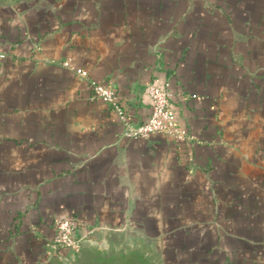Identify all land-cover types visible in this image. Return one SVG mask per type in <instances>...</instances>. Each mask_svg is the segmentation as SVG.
<instances>
[{
    "label": "crops",
    "instance_id": "1",
    "mask_svg": "<svg viewBox=\"0 0 264 264\" xmlns=\"http://www.w3.org/2000/svg\"><path fill=\"white\" fill-rule=\"evenodd\" d=\"M0 54V264H60L62 216L164 264H264V0H10ZM156 80L181 140L92 98L140 123Z\"/></svg>",
    "mask_w": 264,
    "mask_h": 264
},
{
    "label": "built area",
    "instance_id": "2",
    "mask_svg": "<svg viewBox=\"0 0 264 264\" xmlns=\"http://www.w3.org/2000/svg\"><path fill=\"white\" fill-rule=\"evenodd\" d=\"M0 57H4L0 54ZM79 78L86 77L84 70H76ZM92 98L108 104L119 116L122 135L127 138H148L154 133H167L178 140L185 136L176 121V115L170 106L172 92L167 82L154 81L146 85L145 91L150 98L151 112L149 117L140 123H134L129 115L117 104V95L110 85L91 82ZM56 234L52 250L63 249L66 252L77 251L85 243L86 238L78 236L72 218L62 216L55 222Z\"/></svg>",
    "mask_w": 264,
    "mask_h": 264
},
{
    "label": "rangeland",
    "instance_id": "3",
    "mask_svg": "<svg viewBox=\"0 0 264 264\" xmlns=\"http://www.w3.org/2000/svg\"><path fill=\"white\" fill-rule=\"evenodd\" d=\"M162 259L154 238L127 228L86 238L77 251L63 254L60 264H164Z\"/></svg>",
    "mask_w": 264,
    "mask_h": 264
}]
</instances>
